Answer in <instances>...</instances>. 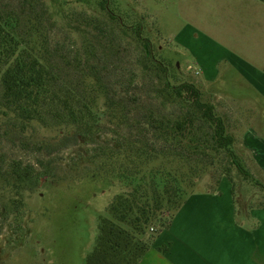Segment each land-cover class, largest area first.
I'll return each mask as SVG.
<instances>
[{"label":"rangeland","instance_id":"rangeland-1","mask_svg":"<svg viewBox=\"0 0 264 264\" xmlns=\"http://www.w3.org/2000/svg\"><path fill=\"white\" fill-rule=\"evenodd\" d=\"M41 1L50 16L48 40L61 87L85 95L93 86L101 93L97 101L101 120L88 135L76 138L73 133L59 134L51 121L46 126L35 121L18 126L0 117V264H86L100 216L115 219L112 203L131 191L99 174L98 163L91 157L125 139L160 150L165 144L145 123V112H180V106L168 97L159 79L163 73L150 61L145 44L149 42L152 56L167 67L171 84L192 82L199 88V74L194 73L197 63L183 42L186 37L199 41V11L210 16L214 0H106L107 9L122 25L102 9L101 0ZM26 3L0 0V8L20 11L28 9ZM106 99L122 102L125 124H110ZM238 145L236 153L252 172L250 159ZM15 171L24 172L29 181L9 183ZM256 174L264 183V177ZM223 181L234 189L241 223L247 210L264 201V190L245 180L228 159L185 181L183 188L188 195L214 191ZM176 201L164 203L158 215L161 222L152 223L142 239L151 240L167 226L176 213ZM133 221L129 215L121 224L132 230Z\"/></svg>","mask_w":264,"mask_h":264},{"label":"trees","instance_id":"trees-1","mask_svg":"<svg viewBox=\"0 0 264 264\" xmlns=\"http://www.w3.org/2000/svg\"><path fill=\"white\" fill-rule=\"evenodd\" d=\"M26 4L28 9L20 11L0 8V117L18 126L33 121L46 126L51 121L62 136H86L100 123L97 101L101 93L94 91L93 86L85 95L69 86L61 87L48 40L47 7L41 0H27ZM100 6L122 25L120 18L107 9L106 0H101ZM136 33L140 38L141 27ZM145 45L150 61L163 73L159 79L164 81L168 97L180 106V112H145V123L165 144L160 150L125 139L117 147H102L91 157L98 163L99 174L109 181H120L131 191L126 196L118 195L112 203L115 219L100 216L98 235L86 264H137L154 238L141 236L152 223L161 222L158 215L164 210V203L179 200L174 203L177 212L190 195L184 191L183 183L197 178L213 163L228 159L245 180L264 190V183L254 177L236 153L227 118L217 112L213 103L204 100L194 83L171 84L167 67L152 56L149 42ZM121 103L106 99L104 110L110 124L126 123ZM28 181L24 172L15 171L9 183ZM259 206L264 208V201ZM129 215L134 218L132 230L121 224ZM173 216L162 229L169 226Z\"/></svg>","mask_w":264,"mask_h":264},{"label":"crops","instance_id":"crops-1","mask_svg":"<svg viewBox=\"0 0 264 264\" xmlns=\"http://www.w3.org/2000/svg\"><path fill=\"white\" fill-rule=\"evenodd\" d=\"M184 40L203 97L226 115L252 172L264 177V3L214 0L210 16L199 11V43ZM238 214L224 181L193 192L137 264H264V208L251 207L241 223Z\"/></svg>","mask_w":264,"mask_h":264},{"label":"built area","instance_id":"built-area-1","mask_svg":"<svg viewBox=\"0 0 264 264\" xmlns=\"http://www.w3.org/2000/svg\"><path fill=\"white\" fill-rule=\"evenodd\" d=\"M188 69H190V70H191V69H192V67H191V66H189V67H188ZM194 73H195L196 75H198V74H199V71H198V70H195V71H194Z\"/></svg>","mask_w":264,"mask_h":264}]
</instances>
